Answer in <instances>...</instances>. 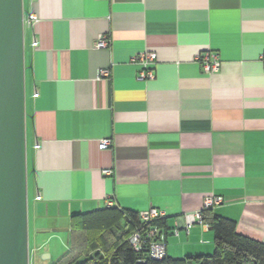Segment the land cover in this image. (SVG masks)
I'll return each instance as SVG.
<instances>
[{
	"label": "crops",
	"instance_id": "0c3cea01",
	"mask_svg": "<svg viewBox=\"0 0 264 264\" xmlns=\"http://www.w3.org/2000/svg\"><path fill=\"white\" fill-rule=\"evenodd\" d=\"M23 20L29 261L108 207L165 212L168 258L210 254L185 217L211 195L210 216L264 243V0H23Z\"/></svg>",
	"mask_w": 264,
	"mask_h": 264
},
{
	"label": "water",
	"instance_id": "95a60500",
	"mask_svg": "<svg viewBox=\"0 0 264 264\" xmlns=\"http://www.w3.org/2000/svg\"><path fill=\"white\" fill-rule=\"evenodd\" d=\"M23 33V0H0V264H29Z\"/></svg>",
	"mask_w": 264,
	"mask_h": 264
},
{
	"label": "trees",
	"instance_id": "16d2710c",
	"mask_svg": "<svg viewBox=\"0 0 264 264\" xmlns=\"http://www.w3.org/2000/svg\"><path fill=\"white\" fill-rule=\"evenodd\" d=\"M210 213L202 211V223L213 232L212 254L163 260L144 255V263L128 243L132 232L144 227L138 213L108 207L77 214L71 218L68 249L53 264H264V243L239 235L234 222ZM164 222L154 224L164 230Z\"/></svg>",
	"mask_w": 264,
	"mask_h": 264
},
{
	"label": "built area",
	"instance_id": "2783aa9c",
	"mask_svg": "<svg viewBox=\"0 0 264 264\" xmlns=\"http://www.w3.org/2000/svg\"><path fill=\"white\" fill-rule=\"evenodd\" d=\"M34 46H36L35 43ZM107 47L108 41L106 37L103 36L99 37L94 45V48L96 49H106ZM261 56L264 64V52ZM199 59L203 61V71L207 74L215 73L220 68V62L214 55L203 53ZM135 60H137L142 67L141 78H152L153 70H150L148 66L151 62H154L155 55L153 53L145 52L137 55ZM101 74L107 75V72L103 71ZM109 145V140H103L101 141L99 148L101 150H105L109 147ZM102 174L104 176H109L111 171L103 170ZM221 202V197L213 195L205 197L201 210L195 214L187 215L185 217L186 228L188 229L193 224H202V211L213 209L221 204ZM138 218L144 227L135 229L129 236L128 243L139 256V262L144 263V255L152 260H163L166 257L165 232L160 226L154 223L165 220V212L155 208H150L148 211L138 213Z\"/></svg>",
	"mask_w": 264,
	"mask_h": 264
},
{
	"label": "rangeland",
	"instance_id": "374dc122",
	"mask_svg": "<svg viewBox=\"0 0 264 264\" xmlns=\"http://www.w3.org/2000/svg\"><path fill=\"white\" fill-rule=\"evenodd\" d=\"M24 96H25V91H24ZM25 138H26V127H25ZM27 186H28V184H27ZM29 198H30V196H29V194H28V190H27V204H28V200H29ZM62 234V233H61ZM29 241H30V239H29ZM32 242V241H31ZM56 246V245H55ZM54 246V247H55ZM65 249H67V245H65ZM57 251H59V249H57ZM56 251V252H57ZM213 251H214V245L212 246V252L210 253V254H212L213 253ZM60 252H61V249H60ZM39 258H40V260L38 261V259H36L35 260V262H33L32 260L31 261H29V264H41L42 262H44V261H41L43 258H42V256H39Z\"/></svg>",
	"mask_w": 264,
	"mask_h": 264
}]
</instances>
